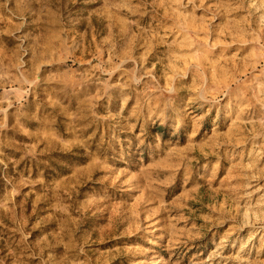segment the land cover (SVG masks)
I'll return each mask as SVG.
<instances>
[{"label": "rangeland", "instance_id": "374dc122", "mask_svg": "<svg viewBox=\"0 0 264 264\" xmlns=\"http://www.w3.org/2000/svg\"><path fill=\"white\" fill-rule=\"evenodd\" d=\"M0 264H264V0H0Z\"/></svg>", "mask_w": 264, "mask_h": 264}]
</instances>
